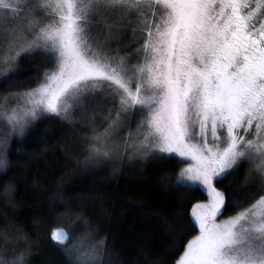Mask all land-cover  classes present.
Here are the masks:
<instances>
[{"label":"snow or ice","instance_id":"6c2138e0","mask_svg":"<svg viewBox=\"0 0 264 264\" xmlns=\"http://www.w3.org/2000/svg\"><path fill=\"white\" fill-rule=\"evenodd\" d=\"M22 57H31L35 69L24 78ZM5 81L34 82L2 94L23 101L0 109L21 133L49 113L74 129V113L98 101L109 105L105 127L94 123L93 113L91 135L72 131V143L61 145L68 160L78 155L73 145H81L77 162L93 170L125 157L176 153L194 161L180 169L174 186L201 185L209 200L192 206L199 233L174 264H264V0H0ZM244 163L242 199L231 194L235 181L225 186L226 199L214 180ZM8 168V144L0 141V169ZM161 182L168 186V173ZM15 191L5 183L6 203ZM54 199L66 197L58 189ZM245 201L251 203L239 208ZM228 203L239 210L217 222ZM7 215L0 208V217ZM8 231L16 234L15 246L0 245V264H27L34 242L18 228ZM52 238L72 264H104V240L67 245L63 228Z\"/></svg>","mask_w":264,"mask_h":264},{"label":"trees","instance_id":"16d2710c","mask_svg":"<svg viewBox=\"0 0 264 264\" xmlns=\"http://www.w3.org/2000/svg\"><path fill=\"white\" fill-rule=\"evenodd\" d=\"M19 67L21 78L35 71L31 57H22ZM33 83H0V105L14 101L5 100L3 93L20 91ZM70 119L75 121L74 129L54 114L42 115L22 135L9 139V168L0 169V208L8 212L7 218L0 217L2 245L7 241L10 249L8 239L14 241L16 235L12 231L5 234V229L18 228L34 242L27 264H72L51 236L54 228L63 227L71 239L83 234L95 242L104 240V264H174L187 240L199 232L198 225L192 223L191 209L207 200L206 192L198 186H174L182 160L173 155L146 158L130 166L122 162L114 171L109 163L94 170L79 164L77 160L83 159L81 145H73L78 155L66 159L61 145L71 144L70 133L79 135L82 127L75 114ZM46 145L47 151H43ZM247 166L244 163L223 180H214L226 199L229 189L225 186L232 181L235 184L231 194L242 199L240 185ZM165 173L169 174L167 187L161 182ZM7 182L16 188L10 203H6L3 192ZM58 189L63 191L65 201L54 199ZM249 203L245 201L239 208ZM239 208L228 203L219 216L234 214ZM77 214H82L88 223L78 219Z\"/></svg>","mask_w":264,"mask_h":264},{"label":"rangeland","instance_id":"374dc122","mask_svg":"<svg viewBox=\"0 0 264 264\" xmlns=\"http://www.w3.org/2000/svg\"><path fill=\"white\" fill-rule=\"evenodd\" d=\"M131 39V35H128L127 37L125 36L124 37V40L125 42L127 40ZM134 62V61H133ZM8 101H11V99H9ZM23 103L22 100H19L17 98H14V101H13V104H9V105H6L5 103H2L0 105V109L4 108V107H7L8 109H11L12 107L16 106L17 104H21ZM109 107L108 104L104 103V102H97V103H93V104H90L87 108V111L86 112H76L74 113L75 114V118L78 119L79 122L82 123V127L79 129V136H85V135H91V118H92V114L95 113V121L94 123L99 126L100 129H102L103 127L106 126V121L103 120V116L106 115L107 113V108ZM50 114V113H49ZM73 114V115H74ZM44 115H47V114H44ZM55 115V114H54ZM42 116V115H41ZM40 116H38L36 118L39 119ZM35 120V121H36ZM34 121L28 123L24 129H23V132L21 133L19 129H16V130H12L10 129V126L7 124V122H5L2 117H0V141H4L6 143H8L9 139L12 138L13 136H20L22 135L29 127L30 125L33 124ZM132 127L134 128L135 127V124L133 123ZM128 131V129L126 130ZM243 135V133H241ZM209 143H211V140H209ZM9 145V144H8ZM167 155H173V156H176L178 157L180 160L183 161L182 163V167L181 168H185L188 164H192L194 163V161L190 158V157H179L178 154L176 153H172V154H167ZM144 159H139V158H133L131 160H129L127 157H125L123 159L122 162H127L130 165L134 164V163H140V162H143ZM122 162H119V163H113V162H107L110 164V168L112 171H114V168H119V165L122 163ZM247 164V163H246ZM249 167V165L247 166V168ZM198 187H200L201 189H203V186L201 185H196ZM207 194V193H206ZM209 200V196L207 194V200H205L204 202L206 203L207 201ZM247 207V206H246ZM235 214V213H234ZM234 214H230V215H225V216H217L216 217V220L217 222L221 221V220H224V219H227L228 217L234 215ZM65 218V217H64ZM59 228H63V227H59ZM65 231H67L65 228H63ZM199 233V232H198ZM197 233V234H198ZM0 239H2V237L0 236ZM80 239H84V247H88L90 244L92 243H95L94 240H91L89 238V236L87 235H83V234H75L72 239L70 238L69 241H67V245H72L74 242L76 241H79ZM10 244H11V247L15 246L14 245V241L11 240V239H8ZM56 242V241H55ZM0 245H2V243L0 242ZM60 245V244H59ZM62 246V245H61ZM64 254H65V250H64V246L61 247ZM66 255V254H65Z\"/></svg>","mask_w":264,"mask_h":264},{"label":"water","instance_id":"95a60500","mask_svg":"<svg viewBox=\"0 0 264 264\" xmlns=\"http://www.w3.org/2000/svg\"><path fill=\"white\" fill-rule=\"evenodd\" d=\"M55 229H58V228H54L53 230H55ZM53 230H52V231H53ZM51 236H52V232H51Z\"/></svg>","mask_w":264,"mask_h":264},{"label":"bare ground","instance_id":"6f19581e","mask_svg":"<svg viewBox=\"0 0 264 264\" xmlns=\"http://www.w3.org/2000/svg\"><path fill=\"white\" fill-rule=\"evenodd\" d=\"M59 229V228H58Z\"/></svg>","mask_w":264,"mask_h":264}]
</instances>
